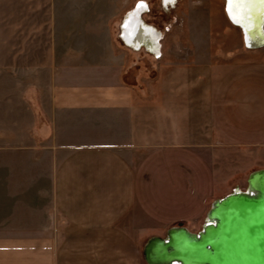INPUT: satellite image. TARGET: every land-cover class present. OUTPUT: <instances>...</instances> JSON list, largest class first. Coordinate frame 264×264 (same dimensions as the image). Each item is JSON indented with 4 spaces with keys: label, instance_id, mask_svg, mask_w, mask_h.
<instances>
[{
    "label": "crops",
    "instance_id": "crops-1",
    "mask_svg": "<svg viewBox=\"0 0 264 264\" xmlns=\"http://www.w3.org/2000/svg\"><path fill=\"white\" fill-rule=\"evenodd\" d=\"M84 3L0 0V264H143L137 232L218 199L216 151L264 169V55L209 67L199 93L160 47L143 84Z\"/></svg>",
    "mask_w": 264,
    "mask_h": 264
},
{
    "label": "rangeland",
    "instance_id": "rangeland-1",
    "mask_svg": "<svg viewBox=\"0 0 264 264\" xmlns=\"http://www.w3.org/2000/svg\"><path fill=\"white\" fill-rule=\"evenodd\" d=\"M83 1H85V9L96 10L94 7L99 5L101 35L107 28L108 32H106L109 34L105 43L120 45V22L140 0H99V4L91 2L93 0ZM143 1L148 3L149 10L142 15V19L161 32L159 39L161 53L164 48L174 46L175 49L171 52L174 55L172 60L180 65L181 73L186 75V79L188 74L196 75L199 93L205 92V85H209V67L217 68L220 63L264 55V48L252 50L246 47L241 31L233 26L224 14V0H173V4L168 5H164L163 0ZM246 51L252 53H245ZM132 52V74L141 76L140 82L143 84L154 82L157 76L155 63L157 56L147 54L143 48ZM169 61L171 63V59L167 62ZM135 63L138 64L137 67ZM201 101L202 104L198 105V109L204 108V99ZM249 154L251 153H246L244 149L240 151L238 148L215 152L213 165L217 177L213 199L220 198L236 188L241 190L246 188L248 173L256 167L254 156ZM206 212L193 227L190 224H182L188 230L197 232L202 226L201 222L205 220ZM167 229L135 234L143 264H146L143 259V249L148 240L154 236L163 237Z\"/></svg>",
    "mask_w": 264,
    "mask_h": 264
},
{
    "label": "water",
    "instance_id": "water-1",
    "mask_svg": "<svg viewBox=\"0 0 264 264\" xmlns=\"http://www.w3.org/2000/svg\"><path fill=\"white\" fill-rule=\"evenodd\" d=\"M143 259L146 264H264V169L249 174L244 190L214 200L197 232L180 222L163 237L150 238Z\"/></svg>",
    "mask_w": 264,
    "mask_h": 264
},
{
    "label": "bare ground",
    "instance_id": "bare-ground-1",
    "mask_svg": "<svg viewBox=\"0 0 264 264\" xmlns=\"http://www.w3.org/2000/svg\"><path fill=\"white\" fill-rule=\"evenodd\" d=\"M143 3L146 7L137 9L136 6L120 22V36L131 50L140 51L143 48L158 56L160 55L161 32L152 25L146 24L142 19V15L149 10L146 2L143 1ZM224 11L229 22L241 31L242 40L247 48L254 49L264 46V4L259 3V0H244L243 3L230 5L228 0H224ZM238 190L242 191L239 188ZM204 222L205 220L202 225Z\"/></svg>",
    "mask_w": 264,
    "mask_h": 264
},
{
    "label": "snow or ice",
    "instance_id": "snow-or-ice-1",
    "mask_svg": "<svg viewBox=\"0 0 264 264\" xmlns=\"http://www.w3.org/2000/svg\"><path fill=\"white\" fill-rule=\"evenodd\" d=\"M243 2L244 0H228V3L230 5H236V4H240ZM259 3L264 4V0H259ZM142 7H146V5L143 3V0H140V2L137 4V9L142 8Z\"/></svg>",
    "mask_w": 264,
    "mask_h": 264
},
{
    "label": "flooded vegetation",
    "instance_id": "flooded-vegetation-1",
    "mask_svg": "<svg viewBox=\"0 0 264 264\" xmlns=\"http://www.w3.org/2000/svg\"><path fill=\"white\" fill-rule=\"evenodd\" d=\"M163 3H164V5L173 4V0H163ZM146 4L148 5L147 2H146ZM148 8H149V5H148ZM224 14H225V12H224ZM225 16H226V14H225ZM226 18H227V16H226Z\"/></svg>",
    "mask_w": 264,
    "mask_h": 264
},
{
    "label": "built area",
    "instance_id": "built-area-1",
    "mask_svg": "<svg viewBox=\"0 0 264 264\" xmlns=\"http://www.w3.org/2000/svg\"><path fill=\"white\" fill-rule=\"evenodd\" d=\"M236 189H237V188H236ZM236 189H235V190H236Z\"/></svg>",
    "mask_w": 264,
    "mask_h": 264
}]
</instances>
